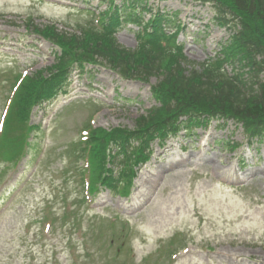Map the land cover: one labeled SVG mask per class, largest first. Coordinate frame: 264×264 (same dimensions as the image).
<instances>
[{
	"label": "rangeland",
	"instance_id": "obj_1",
	"mask_svg": "<svg viewBox=\"0 0 264 264\" xmlns=\"http://www.w3.org/2000/svg\"><path fill=\"white\" fill-rule=\"evenodd\" d=\"M99 3L0 0V113L13 75L53 63L49 44L26 32V19L71 31L90 19L85 11L104 10L106 4ZM159 7L180 10L179 19L188 30L179 41L191 62L206 61L227 39L212 24L209 8L184 0ZM117 38L128 49L136 47L130 27L119 31ZM88 72L73 77L65 98L33 110L31 123L40 124L44 132L37 139L43 151L37 165L32 160L0 183V194L5 189L10 193L21 174L20 187L37 170L29 188L0 198V264H264V144H253L242 157L245 136L233 125L219 129L212 123L197 130L196 136L181 135L162 148L154 144V154L140 171L130 198L100 194L82 209L79 230L62 221H49L51 225L40 221L43 209L57 212L61 194L73 187L64 185L59 154L79 138L84 125L132 129L136 118L154 104L147 85L120 81L105 69ZM153 83L155 79L150 80ZM227 136L244 145L230 150L218 143ZM192 143L195 148L201 143L200 150L194 152ZM181 145L187 148L180 150ZM108 215L126 226L109 227L105 222L109 217L94 220Z\"/></svg>",
	"mask_w": 264,
	"mask_h": 264
},
{
	"label": "trees",
	"instance_id": "obj_2",
	"mask_svg": "<svg viewBox=\"0 0 264 264\" xmlns=\"http://www.w3.org/2000/svg\"><path fill=\"white\" fill-rule=\"evenodd\" d=\"M212 1L229 10L231 9L236 15L242 17L246 25L247 40L251 45V49L260 52L264 56V34H261L264 29V0ZM260 34V42H257ZM62 37L58 41L63 45L69 39L65 36ZM162 37V35H159L155 46L159 47L158 41ZM85 41L87 43L97 42L91 43L89 47L93 49L87 50L111 62H114V60H110V57L118 56L120 53L113 46L107 45L104 36L93 33L87 34ZM80 46L82 47L83 44ZM136 59L132 56L131 63L127 66L125 56H119V65L120 69L123 70L122 72L125 73L129 70L132 75L146 79L151 76H162V80L156 88L157 97L162 105L161 110L156 113L150 124H148L150 120L141 119L139 127L148 124V127L153 126V128L162 126H164L163 129L172 128L179 114L187 112L189 109L196 111L202 109L201 112L203 113L223 114L244 120L249 125H254V135L264 136V106H262V104L264 105V85L260 87V96L251 97V95H245L244 92L239 91L231 81L219 74L208 73L200 76L191 72L189 75H184V70H181L180 64L174 57H171L169 51L155 56H146L142 60ZM53 88V85L49 86V89ZM261 121L263 124L259 125ZM149 131L146 128L145 133L147 134ZM99 149L100 146L96 144L95 149L93 146L92 151Z\"/></svg>",
	"mask_w": 264,
	"mask_h": 264
}]
</instances>
